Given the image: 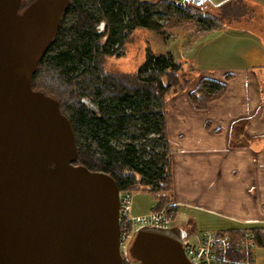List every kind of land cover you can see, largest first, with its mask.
I'll return each instance as SVG.
<instances>
[{"label":"water","instance_id":"obj_1","mask_svg":"<svg viewBox=\"0 0 264 264\" xmlns=\"http://www.w3.org/2000/svg\"><path fill=\"white\" fill-rule=\"evenodd\" d=\"M71 0H0V264H122L119 188L75 164L74 130L57 99L32 87ZM202 4L204 0H184ZM178 226L140 228L138 264H191Z\"/></svg>","mask_w":264,"mask_h":264},{"label":"trees","instance_id":"obj_2","mask_svg":"<svg viewBox=\"0 0 264 264\" xmlns=\"http://www.w3.org/2000/svg\"><path fill=\"white\" fill-rule=\"evenodd\" d=\"M32 1L21 0L19 11ZM158 13L168 15L169 22L160 23ZM182 13L215 19L184 0H71L32 75L33 89L57 99L71 123L78 152L74 163L109 173L118 191L160 194L153 210L172 201L167 100L185 91L192 69L171 53L150 48L132 73L107 72L102 64L106 57L124 55L134 30L165 33ZM225 89L224 81L201 77L188 91L189 101L195 109L206 108ZM245 228L255 235L256 247H264V227Z\"/></svg>","mask_w":264,"mask_h":264},{"label":"crops","instance_id":"obj_3","mask_svg":"<svg viewBox=\"0 0 264 264\" xmlns=\"http://www.w3.org/2000/svg\"><path fill=\"white\" fill-rule=\"evenodd\" d=\"M246 57L248 66L202 72L226 89L199 114L186 99L168 101L166 127L169 204L250 226L264 223V34Z\"/></svg>","mask_w":264,"mask_h":264},{"label":"rangeland","instance_id":"obj_4","mask_svg":"<svg viewBox=\"0 0 264 264\" xmlns=\"http://www.w3.org/2000/svg\"><path fill=\"white\" fill-rule=\"evenodd\" d=\"M211 1L204 0L202 4L191 3V5L203 15L215 16L214 21L203 18L199 20L196 14L192 15L191 19L185 18L186 13H182L180 18L182 20L174 17L172 19L174 25L165 33L158 34L146 28H138L132 32L129 41L125 43L123 56H109L103 60L104 70L127 73L136 71L144 59L147 48H150L153 53H171L179 61H183L185 66L189 64L192 69L187 75L190 80L185 91L180 90L176 95L169 96L167 102H173L175 96V99L189 101L188 91L194 89L201 77H205V73L202 74L204 71L217 72L224 65L248 66L249 62L245 61L246 53L256 43L261 44V35L264 34V0H228L226 2L228 6L226 3V5L223 4L226 0ZM155 17L164 25L169 22L168 15L163 13H158ZM203 109L205 108L196 109V114ZM124 139L125 137H122L121 140ZM142 143L146 147L151 146L148 140H142ZM157 148L160 149V147ZM132 194L135 214L153 210L152 208L157 204V197L160 195H154L142 189ZM170 209L172 225L182 227L189 237H199L205 231H216L235 225L247 226L239 223L234 225L227 218L194 207L181 206L178 209V206H173ZM263 224L260 223L259 226L264 227ZM254 259L256 264H264L263 246L254 250ZM126 264H138V262L129 257Z\"/></svg>","mask_w":264,"mask_h":264},{"label":"built area","instance_id":"obj_5","mask_svg":"<svg viewBox=\"0 0 264 264\" xmlns=\"http://www.w3.org/2000/svg\"><path fill=\"white\" fill-rule=\"evenodd\" d=\"M132 199V192L119 191V253L125 263L130 257L128 251L136 232L143 227H170L172 225L170 208L175 206L167 204L161 210L135 214ZM182 246L191 264H256L255 235L245 227L205 231L199 237H189L187 233L183 237Z\"/></svg>","mask_w":264,"mask_h":264}]
</instances>
